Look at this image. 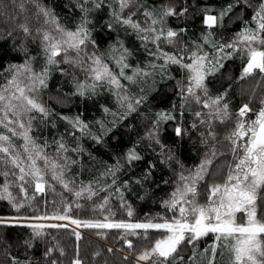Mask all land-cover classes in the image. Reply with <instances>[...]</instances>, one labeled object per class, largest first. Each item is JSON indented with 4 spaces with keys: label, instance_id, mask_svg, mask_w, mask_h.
I'll return each instance as SVG.
<instances>
[{
    "label": "trees",
    "instance_id": "trees-1",
    "mask_svg": "<svg viewBox=\"0 0 264 264\" xmlns=\"http://www.w3.org/2000/svg\"><path fill=\"white\" fill-rule=\"evenodd\" d=\"M26 1L0 0V90L14 64L26 59L35 67L42 64L40 42L26 27ZM39 2L67 29L87 32L136 99V108L123 102L107 82L88 86L76 72L53 68L43 89L48 115L40 116L32 140L55 162L56 171L39 179L19 158L24 153L20 140L6 151L0 149V218L58 216L120 226L78 232L65 226L0 222V264H135L131 250L143 247L141 251L150 253L167 230L124 226L177 216L178 205L169 203L176 178L183 167L199 162L202 140L186 130L190 114L181 109L177 80L184 82L186 72L179 63H163L155 43L124 20L131 15L133 21L153 22L154 28L165 20L175 34L177 59L186 62L185 56L194 53L207 58L209 92L222 96L229 110L225 120L214 123L220 137L237 126L242 106L249 109L248 119L264 100V66L243 74L245 59L222 45L254 29L256 9L264 0H175L172 14L167 13L169 0H130L134 9L123 11L118 0ZM206 15L214 17L213 25L205 23ZM164 43L160 37L158 44ZM262 48L264 52V44ZM231 161L229 154L213 161L197 185L202 203L212 183L226 179ZM36 180L44 181L43 190L34 188ZM256 216L264 223V180L256 196ZM260 237L264 246V233ZM229 242L210 231L167 256L154 255L152 264H238Z\"/></svg>",
    "mask_w": 264,
    "mask_h": 264
},
{
    "label": "rangeland",
    "instance_id": "rangeland-1",
    "mask_svg": "<svg viewBox=\"0 0 264 264\" xmlns=\"http://www.w3.org/2000/svg\"><path fill=\"white\" fill-rule=\"evenodd\" d=\"M26 3L30 4L27 7L26 27L40 42L43 59L41 67H35L32 59L14 64L10 78L0 90V149L6 151L13 142L20 140L24 150V153H19L21 162L26 160L25 164L33 168L32 171L40 179L44 173L56 171L55 162H50V157L42 154V150L32 140V132L40 116L48 115L43 89L53 68L65 67L76 72L88 86H95L102 81L109 83L131 109L136 108V99L123 88L117 74L96 51L85 30L67 29L39 0H28ZM118 4L121 11L134 9L130 0H118ZM175 8V0H169L167 13H175ZM254 21L252 31H243L222 43L245 59L243 74L256 68L249 63L257 54L261 56L262 62L258 67L262 69L264 66V4L257 7ZM124 22L136 29L141 37L155 43V53L161 55L163 63H179L186 72L185 78L181 79L184 82L179 83L177 80L181 109L190 114V126L186 130H193L198 134L197 138L202 140L199 162L192 167H183L176 178L175 191L169 203L178 205L177 216L160 223L134 222L124 226L129 229L167 230L164 237L155 241L150 253L141 251L143 247L135 248L131 250V258L135 264H152L154 255L167 256L159 252L157 247L160 243L168 242L174 250L184 242L189 243L211 231L230 240L229 247L238 264H262L264 246L260 234L264 233V223L256 216V196L264 180V144H254V138L264 119V100L258 111L248 119L246 115L249 109L242 106L238 110L240 120L234 130L224 136H217L214 123L225 120L229 110L222 96H213L209 92L206 77L211 72V65L207 58L194 53L185 56L186 62L177 59L175 34L165 20L161 27L155 28L153 22L150 25L137 22V19L133 21L131 15ZM205 23L213 25L214 17L206 15ZM160 37L164 39L163 45L158 44ZM185 112L181 111L183 114ZM14 149L17 150L16 147ZM226 154L232 160L226 179L222 183L214 181L206 201L202 203V193L197 191V185L207 177L213 161ZM34 188L43 190L44 181L36 180ZM0 222L41 227L65 226L78 232L87 227L120 226L108 220L100 223L80 222L58 216H5L0 218Z\"/></svg>",
    "mask_w": 264,
    "mask_h": 264
},
{
    "label": "water",
    "instance_id": "water-1",
    "mask_svg": "<svg viewBox=\"0 0 264 264\" xmlns=\"http://www.w3.org/2000/svg\"><path fill=\"white\" fill-rule=\"evenodd\" d=\"M262 64L261 56L257 54L254 58L250 61L249 65L253 67H258ZM254 144H264V119L260 122L257 131L255 133ZM158 250L162 254L169 255L171 253V246L168 242H162L158 245Z\"/></svg>",
    "mask_w": 264,
    "mask_h": 264
}]
</instances>
